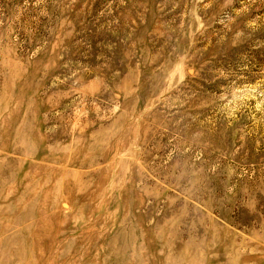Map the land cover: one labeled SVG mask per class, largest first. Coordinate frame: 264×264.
Masks as SVG:
<instances>
[{"label":"rangeland","instance_id":"374dc122","mask_svg":"<svg viewBox=\"0 0 264 264\" xmlns=\"http://www.w3.org/2000/svg\"><path fill=\"white\" fill-rule=\"evenodd\" d=\"M0 264H264V0H0Z\"/></svg>","mask_w":264,"mask_h":264}]
</instances>
